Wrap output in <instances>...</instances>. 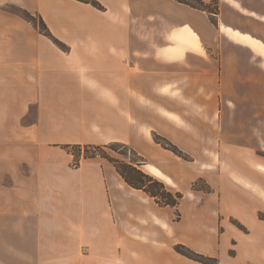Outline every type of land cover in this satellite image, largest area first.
Returning a JSON list of instances; mask_svg holds the SVG:
<instances>
[{"label":"crops","instance_id":"0c3cea01","mask_svg":"<svg viewBox=\"0 0 264 264\" xmlns=\"http://www.w3.org/2000/svg\"><path fill=\"white\" fill-rule=\"evenodd\" d=\"M96 1L0 0V264H202L177 243L264 264V222L229 223L264 210V0ZM114 141L183 193L179 220L69 148Z\"/></svg>","mask_w":264,"mask_h":264},{"label":"trees","instance_id":"16d2710c","mask_svg":"<svg viewBox=\"0 0 264 264\" xmlns=\"http://www.w3.org/2000/svg\"><path fill=\"white\" fill-rule=\"evenodd\" d=\"M83 2H87L92 4L93 6L102 9V5L97 2L96 0H80ZM180 2L187 3L191 6L201 8V9H207L209 12L216 13L218 10V7H204V3L202 0H198V4L192 3L190 0H178ZM22 16L27 19L28 21L32 22L33 25L44 35H46L48 38H50L59 48H61L64 51H68L69 47L64 44L62 41L57 39L51 31L48 29L44 21L40 16L33 15L26 11H21ZM153 140L160 144L163 148L170 150L175 155L181 157L182 159L189 160V156L184 153L180 148H178L175 144H173L171 141L166 139L165 137L153 133L152 134ZM73 146L76 147H109L112 150L120 153L123 155L127 160H120L118 158L110 157L109 155H103L100 154L103 158H106L109 160L117 172L120 174V176L125 180L127 184H129L133 188L141 189L144 192H146L149 196H151L155 202L161 206H170L175 209L174 212V220L180 219V213L178 212V205L183 197V194L179 191L172 190L168 188L162 181L158 180L157 178L153 177L152 175L144 172L141 169V164L144 162V157L139 154L137 151H135L132 147H130L128 144L123 142H109L105 145H72L69 147V145H65V147H69L72 149ZM117 149H122L123 151H118ZM74 154V153H73ZM87 157H95V155L87 156ZM84 157V158H87ZM73 164H77V161ZM201 181V179L195 181L192 184V187L194 189L198 188V183ZM203 189V188H202ZM261 215V214H260ZM175 250L195 261H198L202 264H218L217 259L215 257L207 256L202 253H198L188 247L185 244L177 243L174 246ZM248 264V263H247Z\"/></svg>","mask_w":264,"mask_h":264},{"label":"rangeland","instance_id":"374dc122","mask_svg":"<svg viewBox=\"0 0 264 264\" xmlns=\"http://www.w3.org/2000/svg\"><path fill=\"white\" fill-rule=\"evenodd\" d=\"M192 3H195V4H198V0H190ZM212 2H214V0H211V3L209 4V6L212 4ZM160 145V144H159ZM161 146V145H160ZM118 151H123L122 149H117ZM71 151L74 153L75 155V159H82L84 157H87V156H92V155H95L97 157H102L100 156V154H103V155H109L110 157H113V158H118L120 160H127V158H125L123 155H121L120 153L112 150L111 148L109 147H96V148H93V147H76V146H73ZM188 155V154H187ZM189 156V155H188ZM190 157V156H189ZM103 158V157H102ZM181 158V157H180ZM76 160V161H77ZM145 158H144V162H145ZM185 160V159H184ZM189 160H191V157L189 158ZM143 162V163H144ZM201 179V178H199ZM199 179H196L195 181L199 180ZM194 181V182H195ZM193 182V183H194ZM192 183V184H193ZM192 187V185H191ZM193 188V187H192ZM203 188V189H202ZM194 189V188H193ZM196 190H203L204 192H211L213 191V188L207 184L203 179H201V181H199L198 183V188H196ZM181 192V191H179ZM182 193V192H181ZM183 194V193H182ZM182 199V198H181ZM180 205H178V212L180 213V216H181V209H182V206H181V200L179 202ZM181 206V207H180ZM184 210H185V207L183 206ZM261 214V215H260ZM250 217V216H249ZM248 221L249 223V226H252V228L254 227H259L258 226V221H261V222H264V210L263 211H260L257 213V217L254 219L252 218H248L246 219V217H243V219H239L238 217H234V216H231L229 218V223L235 227V229H237V232H247L248 231V225L245 223V221ZM251 222H253L251 224ZM254 226V227H253ZM261 227H264V225H260ZM221 228H224L223 226H221ZM238 235H240V233H238ZM242 234L239 236L241 237ZM225 236H223L224 238ZM222 238V241L220 242V244L223 246V249L224 247L226 246L225 244V241L224 239ZM233 239V238H232ZM235 240V239H233ZM236 241V240H235ZM227 254H229L230 256L234 255L235 254V248H234V241L231 242V245L229 247V249H227ZM197 252V251H196ZM200 253V252H198ZM203 254V253H202ZM206 255V254H204ZM207 256H210V255H207ZM211 257H215V256H211ZM217 259V257H215ZM242 258V254L239 255L238 257V261L241 260ZM217 263H218V259H217ZM252 264V263H249V262H245L244 264Z\"/></svg>","mask_w":264,"mask_h":264}]
</instances>
